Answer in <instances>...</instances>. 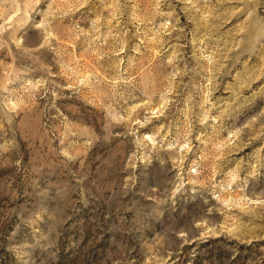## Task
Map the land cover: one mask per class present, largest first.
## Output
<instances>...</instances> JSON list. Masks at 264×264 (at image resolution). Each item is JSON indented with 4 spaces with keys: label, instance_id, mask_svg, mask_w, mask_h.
<instances>
[{
    "label": "rangeland",
    "instance_id": "1",
    "mask_svg": "<svg viewBox=\"0 0 264 264\" xmlns=\"http://www.w3.org/2000/svg\"><path fill=\"white\" fill-rule=\"evenodd\" d=\"M0 264H264V0H0Z\"/></svg>",
    "mask_w": 264,
    "mask_h": 264
}]
</instances>
